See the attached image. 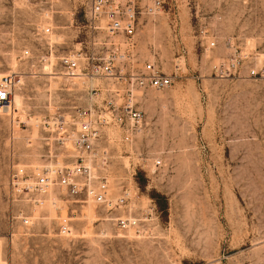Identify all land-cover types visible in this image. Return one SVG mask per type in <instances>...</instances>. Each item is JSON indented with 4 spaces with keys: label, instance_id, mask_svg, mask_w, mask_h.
Returning a JSON list of instances; mask_svg holds the SVG:
<instances>
[{
    "label": "rangeland",
    "instance_id": "rangeland-1",
    "mask_svg": "<svg viewBox=\"0 0 264 264\" xmlns=\"http://www.w3.org/2000/svg\"><path fill=\"white\" fill-rule=\"evenodd\" d=\"M82 3L0 0V79L22 80L0 110V264H264V0H174L142 19L137 66L177 78L139 98L146 128L131 143L116 134L104 173L114 199L130 195L121 216L150 215L143 232H118L109 212L62 189L12 188L21 169L74 160L47 123L87 101L58 60L75 47Z\"/></svg>",
    "mask_w": 264,
    "mask_h": 264
},
{
    "label": "built area",
    "instance_id": "built-area-1",
    "mask_svg": "<svg viewBox=\"0 0 264 264\" xmlns=\"http://www.w3.org/2000/svg\"><path fill=\"white\" fill-rule=\"evenodd\" d=\"M174 0H83L82 23L76 24L75 47L58 57L60 76L71 83L86 85L85 105L70 113H55L47 123L54 133L56 150L71 152L73 162L58 164L27 176L24 170L12 175V188L27 194L46 195L54 188L62 189L76 203L90 201L110 213V221L118 232H143L149 221L145 217H123L129 193L114 199L109 178L104 173L109 165L111 144L116 134L131 143L147 125V117L139 106V98L149 91L171 88L177 76L164 72L155 62L138 67L134 49L144 16L165 11ZM74 23V22H73ZM46 33H51L50 29ZM52 61L54 47L50 46ZM24 56H30L29 51ZM48 59V58H47ZM22 82L18 73L0 79V110L12 104L13 93ZM156 159L154 167L160 168ZM119 213V214H118ZM25 226L30 217H23ZM62 231L69 232L63 221Z\"/></svg>",
    "mask_w": 264,
    "mask_h": 264
},
{
    "label": "bare ground",
    "instance_id": "bare-ground-1",
    "mask_svg": "<svg viewBox=\"0 0 264 264\" xmlns=\"http://www.w3.org/2000/svg\"><path fill=\"white\" fill-rule=\"evenodd\" d=\"M17 100H19L18 98H16V102H17ZM18 103H19V101H18ZM13 104H14V101H12V104L10 105V106H8V107H2L1 108V111H3L4 113H9V112H11V108H12V106H13ZM20 104V103H19ZM18 104V106H20ZM18 108V107H17ZM31 219V218H30ZM32 221V220H31Z\"/></svg>",
    "mask_w": 264,
    "mask_h": 264
}]
</instances>
